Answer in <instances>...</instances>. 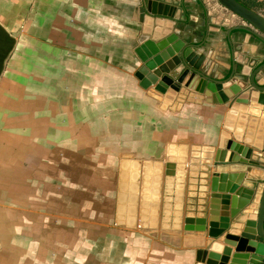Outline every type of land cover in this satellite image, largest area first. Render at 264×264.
Wrapping results in <instances>:
<instances>
[{
  "label": "crops",
  "instance_id": "obj_1",
  "mask_svg": "<svg viewBox=\"0 0 264 264\" xmlns=\"http://www.w3.org/2000/svg\"><path fill=\"white\" fill-rule=\"evenodd\" d=\"M157 1L167 12L144 0H0L16 37L0 76V264H195L256 217L264 104L248 92L206 101L186 64L248 79L264 43L218 0ZM178 81L166 97L161 85ZM223 147L231 162L219 164ZM214 172L230 174L228 190H212ZM187 216L206 224L188 229Z\"/></svg>",
  "mask_w": 264,
  "mask_h": 264
},
{
  "label": "water",
  "instance_id": "obj_2",
  "mask_svg": "<svg viewBox=\"0 0 264 264\" xmlns=\"http://www.w3.org/2000/svg\"><path fill=\"white\" fill-rule=\"evenodd\" d=\"M222 5L228 8L233 13L239 15L244 20H246L250 27L242 26L244 30L251 32L256 38L264 43V14L257 9L246 5L240 0H218ZM147 7L150 11L154 13L167 12L163 10L164 6L162 2L157 0H144ZM16 44V37L6 29L0 23V76L4 70L5 62L11 51L13 50ZM156 61L150 60L147 62L148 65L154 67ZM147 66L142 68L146 69ZM264 67V63L258 66L256 70L250 72L248 79H240L233 77V74H230L227 78L218 79L211 76H208L196 66L191 64H186V68L189 71H192L195 77H198L200 82V87L205 94V100L208 102H229L233 103L234 101L240 102L237 98L242 97L241 95L248 92L250 100L256 101L260 104H264V81L260 82L258 79L257 71ZM169 76H164V80H168ZM157 80V77L154 74H148L146 79H143L142 85L146 86L147 81L151 82L152 80ZM181 80V77L180 79ZM163 81V80H162ZM179 81L175 82V85H168L164 87L163 85L161 90L166 91V97L174 99L175 95L178 92ZM160 84L158 86L161 87ZM166 88V89H165ZM245 109L249 106L245 103ZM241 115L247 117L248 114L242 112ZM257 118L252 116L251 120H256ZM262 131V128H260ZM242 136H237L239 139ZM261 137V135L259 136ZM246 139H249L248 137ZM233 148H238L239 145L233 143ZM255 145L261 149L264 148L263 142L257 141ZM232 147V146H231ZM253 147L245 144L241 149V155L247 159V163L254 164L251 159ZM228 150L223 148H218L216 152V162L219 164L231 162L228 158ZM230 176L229 173L225 172H214L212 180V190L216 191H226L228 190L229 185L227 179ZM220 179L223 183L217 184V180ZM226 180V182H225ZM232 185V184H231ZM230 185V186H231ZM235 186L231 188L234 189ZM240 187V186H239ZM218 189V190H217ZM236 190V189H235ZM186 228L191 229L194 223L206 224L205 217H193L187 216L186 219ZM234 238L235 244L230 245L223 243L219 240H213L210 244L209 249L204 250L203 254H198L197 261L195 264H228L232 257L238 253H245L246 255L258 256L264 259V187L260 194L257 215L254 219H247L240 230L239 234H229ZM202 252V251H201ZM252 263V262H251Z\"/></svg>",
  "mask_w": 264,
  "mask_h": 264
},
{
  "label": "rangeland",
  "instance_id": "obj_3",
  "mask_svg": "<svg viewBox=\"0 0 264 264\" xmlns=\"http://www.w3.org/2000/svg\"><path fill=\"white\" fill-rule=\"evenodd\" d=\"M249 1V0H247ZM249 3L260 12H264V0H250Z\"/></svg>",
  "mask_w": 264,
  "mask_h": 264
},
{
  "label": "trees",
  "instance_id": "obj_4",
  "mask_svg": "<svg viewBox=\"0 0 264 264\" xmlns=\"http://www.w3.org/2000/svg\"><path fill=\"white\" fill-rule=\"evenodd\" d=\"M240 1H242L243 3H245L246 5H248V6H251V7H253V5H251L250 3H249V1H247V0H240ZM254 1V0H253ZM254 8V7H253Z\"/></svg>",
  "mask_w": 264,
  "mask_h": 264
}]
</instances>
